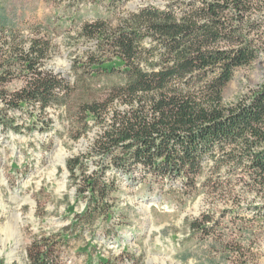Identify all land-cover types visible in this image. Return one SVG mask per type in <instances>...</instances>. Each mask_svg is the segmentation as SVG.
I'll use <instances>...</instances> for the list:
<instances>
[{"label":"trees","instance_id":"trees-1","mask_svg":"<svg viewBox=\"0 0 264 264\" xmlns=\"http://www.w3.org/2000/svg\"><path fill=\"white\" fill-rule=\"evenodd\" d=\"M123 1L128 0H111ZM0 29V101L12 108L39 101L44 109L72 95L71 80L43 68L51 52L48 39L31 38L27 44L21 30L1 17ZM81 35L98 42L79 68L86 66L92 77L101 74L106 84L82 105L85 117L92 115L105 127L85 153L66 161L78 194L90 193V205L110 207L117 175L137 179L136 169L144 179L179 183L192 197L207 169L226 167L228 175L211 187L213 196L239 205L233 183L240 178L264 199V87L232 107L222 97L234 71L258 55L254 39L264 38V0H178L164 10L140 9L111 29L100 19L84 22ZM17 76L27 84L8 89ZM108 171L114 172L112 180L105 179ZM256 208L263 219L264 207ZM73 224L38 236L32 247L48 245L39 257H31L30 249L31 263L57 264L45 255ZM219 224L208 211L189 226L211 237ZM225 242L238 254L236 264H248L254 252L243 239Z\"/></svg>","mask_w":264,"mask_h":264},{"label":"rangeland","instance_id":"rangeland-1","mask_svg":"<svg viewBox=\"0 0 264 264\" xmlns=\"http://www.w3.org/2000/svg\"><path fill=\"white\" fill-rule=\"evenodd\" d=\"M176 1L0 0V17L19 28L27 44L31 38L50 41V56L43 68L68 78L76 89L69 98L44 109L39 101L22 102L17 108L0 101L4 117L0 124L3 264H32L30 249L31 257H39L48 245L32 247L34 240L42 234L58 233L71 223L63 233L66 239L45 255L54 263L236 264L239 256L225 241L243 239L254 252L248 264H264V218L258 217L260 209L256 208L264 207V199L239 177L235 178L239 182L233 183L239 205L213 196L216 179L228 175L226 167L207 169L192 197L185 195L179 183L141 178L139 169L134 172L137 179L116 174V188L107 198L110 207L103 208L89 204L88 191L78 194L67 169V159L85 153L106 125L92 115L85 117L82 107L103 93L106 84L101 74L92 77L85 72L86 66H78L85 52L98 42L83 37L81 26L100 19L111 29L140 9L152 6L164 10ZM180 12L176 10L182 17ZM254 44L259 49L256 59L237 68L222 90L224 104L229 107L264 87V38H255ZM26 84V77L17 76L8 82V89ZM89 165L91 170L96 167L93 161ZM113 175L108 171L105 179L112 180ZM206 179L212 184H206ZM208 211L220 224L213 236L203 237L193 232L189 223Z\"/></svg>","mask_w":264,"mask_h":264}]
</instances>
